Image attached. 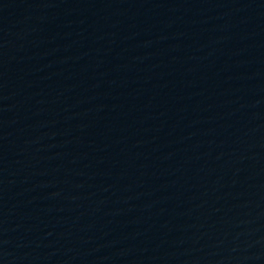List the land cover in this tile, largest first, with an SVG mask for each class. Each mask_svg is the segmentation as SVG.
<instances>
[{
    "label": "water",
    "instance_id": "water-1",
    "mask_svg": "<svg viewBox=\"0 0 264 264\" xmlns=\"http://www.w3.org/2000/svg\"><path fill=\"white\" fill-rule=\"evenodd\" d=\"M0 264H264V0H0Z\"/></svg>",
    "mask_w": 264,
    "mask_h": 264
}]
</instances>
